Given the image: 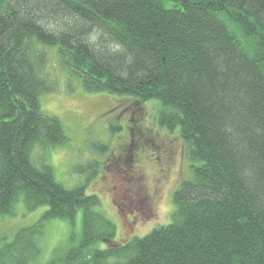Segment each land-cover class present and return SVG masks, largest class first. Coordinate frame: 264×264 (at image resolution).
<instances>
[{
	"label": "trees",
	"instance_id": "trees-1",
	"mask_svg": "<svg viewBox=\"0 0 264 264\" xmlns=\"http://www.w3.org/2000/svg\"><path fill=\"white\" fill-rule=\"evenodd\" d=\"M53 47L85 92L154 101L178 130L191 176L168 225L118 246L99 200L56 184L43 152L69 141L39 101ZM19 199L41 223L82 212L49 264H264V0H0V217ZM41 227L0 243V264H37Z\"/></svg>",
	"mask_w": 264,
	"mask_h": 264
},
{
	"label": "rangeland",
	"instance_id": "rangeland-1",
	"mask_svg": "<svg viewBox=\"0 0 264 264\" xmlns=\"http://www.w3.org/2000/svg\"><path fill=\"white\" fill-rule=\"evenodd\" d=\"M48 76L56 90L40 97V110L55 117L62 124L69 143L50 148L44 160L53 171L56 184L66 190L85 188L86 194L99 200L97 210L116 228L114 243L127 244L143 238L154 229L171 222L173 193L180 183L189 178L190 171L185 154L186 147L178 130L170 131L158 126L159 105L154 101L138 102L123 95L88 93L80 81L69 79L57 62V49L48 51ZM148 144L164 147L172 152L170 160H163L149 148L136 150V161L131 169L111 166L106 160L118 155L129 141L138 144L137 137ZM35 149L32 157L37 160ZM160 153H163L160 150ZM160 160V167L156 165ZM125 159V158H123ZM163 169L164 173L158 175ZM135 175H131L130 172ZM148 198L145 204L142 200ZM46 208L28 211L22 199L16 201L7 216L0 217V243L11 244L21 229L39 223L42 235L37 264H49L54 251L67 250L71 236L81 232L82 212L79 211L73 226L66 221L53 220L41 223ZM107 243L96 244L103 249ZM120 246V245H118Z\"/></svg>",
	"mask_w": 264,
	"mask_h": 264
},
{
	"label": "flooded vegetation",
	"instance_id": "flooded-vegetation-1",
	"mask_svg": "<svg viewBox=\"0 0 264 264\" xmlns=\"http://www.w3.org/2000/svg\"><path fill=\"white\" fill-rule=\"evenodd\" d=\"M142 136L140 137H137L136 139L138 140V144L135 145L133 143V141H129L127 147H123L122 149H120L118 155H112L111 156V159H107L106 160V166L109 165L110 162H112V165L111 166H123L120 162H124L127 164V166H124L126 167V169H131V163H132V159H133V163L136 161V156L134 155V153L136 152V150L140 149L141 151H143L144 149H150L151 151L153 152H157V154L161 155L162 159L163 160H170V156H172V152L167 150V151H164V147L162 146H156L154 144V142L148 144L147 141H143V138H141ZM160 150L163 151V153H160ZM125 158V159H123ZM132 158V159H131ZM160 158L157 159L156 161V165L160 167ZM107 170H110V167L108 166L107 167ZM164 170L163 169H160V171H158V175L161 176V174H163ZM131 175H135V173L132 171L130 172ZM145 204L147 203L148 201V198L147 197H144V199L142 200Z\"/></svg>",
	"mask_w": 264,
	"mask_h": 264
}]
</instances>
